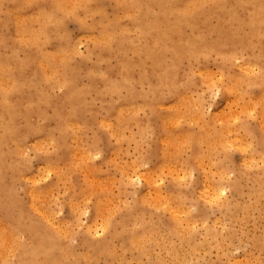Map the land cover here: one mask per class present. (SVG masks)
<instances>
[{
	"label": "rangeland",
	"instance_id": "obj_1",
	"mask_svg": "<svg viewBox=\"0 0 264 264\" xmlns=\"http://www.w3.org/2000/svg\"><path fill=\"white\" fill-rule=\"evenodd\" d=\"M259 1L0 0V227L3 226L0 228V232H6L8 236L9 232L13 233L14 230L15 233V229H17L16 234L21 236H18V241H20L18 242L16 239L18 242L16 243L14 238H17V235L13 233L12 237L14 238H12L11 233L9 236L12 241L9 242V236L6 237L5 233V241L10 243L6 242L10 249L6 248V250L8 249L6 251L4 246L8 245L4 243L0 255L3 256L2 258L7 256L9 260L6 257L4 260L1 258L0 264H5L12 259L14 261L19 256L21 251L17 249L16 244H27V242L29 245L37 244L38 236L36 234H52V238H57L54 240H58L56 242L59 247L57 246L58 250L54 259L57 262L59 260V264H114V261L116 264H121V261L124 264L126 260L127 264H254L256 259L255 264H264V221H262L264 220V187L261 188V191L256 192L257 194L255 193L258 189V182L264 181V157H262L264 149L258 148L255 138L258 134L264 136V128H262L264 124H261L264 122H260L262 121L261 110H264L262 108L264 98H261L264 96V76H261L264 74V69H261L264 67V60H262L264 57L256 60L259 53L260 57L264 56V38L261 39L260 45H257L253 52L243 49V40H241L248 32L246 20L251 14L249 12L258 5ZM131 29L132 31H130ZM262 30H264V26L261 29L264 34ZM167 31L168 33H166ZM240 49L241 52H238ZM87 52H90V55ZM237 54L240 56L236 57ZM241 58L242 60H240ZM228 59L229 62H226ZM230 60L233 61L237 71L242 70V68L238 70L237 66L243 60L249 61L251 64L254 62L252 66L254 75L252 74L251 77L254 83L238 94L237 92L230 93L225 89V85H228L225 77L227 76L226 67L230 64ZM255 67L260 69L255 70ZM240 72L245 73L243 70ZM260 81L262 86L258 87L257 83ZM131 89L133 90L131 91ZM152 92L153 95H151ZM242 101L247 105L252 104L249 106L250 110L247 107L242 109ZM252 106L253 108H251ZM239 107H241L240 110ZM248 110L249 113H247ZM182 117L184 118L182 119ZM67 118L72 122L70 127L67 125V122L71 124ZM190 123L192 124L190 125ZM244 123H246L244 125L246 129L243 128ZM62 125L66 127L64 128ZM222 126H230L229 128L234 129L232 133L234 132L238 138L243 139L240 140L242 146L240 149V147H236L239 144L238 140H236L235 146L234 141L229 140L232 139V135H230L227 140L233 144L225 143L227 148L224 151V153L227 152L225 159V155L221 153L222 149L218 153H214V161L211 155L206 158L207 160L203 159L207 156L204 153L208 152L204 143H199L198 147L191 140L187 142V138L195 137V134H197L196 137L201 135V137L205 136L204 138L208 137L209 133L218 130L223 134ZM203 129L212 131L206 133ZM114 131H116L115 134ZM167 131H170L171 137L168 133L165 134ZM198 131L203 132L198 133ZM8 134L10 135L8 136ZM244 134L245 136H243ZM250 135L251 137H249ZM245 137L247 145H244ZM253 137L255 140L252 139ZM224 138L226 139L225 135ZM74 141L76 142L74 143ZM247 147L257 150L252 162L249 160L251 159L249 158L251 150L248 152L249 148ZM203 149L205 150L203 151ZM242 150H247L244 153H248V156L242 153ZM197 151H199L198 154H196ZM242 157L245 158L242 159ZM246 158L248 159L246 160ZM196 159L202 160L199 162ZM177 161L179 162L177 163ZM198 163L200 166L204 164L201 169L200 166L198 167ZM223 164H228V167ZM137 168L141 172L137 171ZM187 168L189 169L187 170ZM218 168H220V172L228 170L226 175L231 173L228 174L229 177L228 175L225 177L223 182L219 181L221 179L218 176ZM147 171L149 172L147 173ZM170 172L172 173L170 174ZM147 174L150 176L148 177ZM202 174H206L204 177L207 179ZM205 179L210 181L206 183ZM147 180H149V184ZM208 183L212 187L213 184H224V187L220 186L224 192L219 198H210L211 191L209 190L212 187L208 188L211 186H208ZM234 183L236 184L234 185ZM32 189L34 191L31 192ZM205 189L209 191L208 194H203ZM4 191L6 192L4 193ZM153 192L159 193L158 200L161 203H158L161 205L157 204V207H155V203H157L155 197L157 196H154ZM30 193H32V197ZM142 195L148 198V203L151 202V205L139 201ZM5 196L6 198H4ZM161 196L165 200H162ZM167 198L168 203L165 202ZM182 199L183 202H181ZM82 202L87 207L81 205ZM179 202L182 205L178 207ZM72 203L73 205H71ZM131 203L136 204L132 206ZM162 203L167 204V206L163 205L165 208L171 207H168L166 211L178 209L179 211H177L180 212L183 207L181 212L184 211V214L181 213L179 216V229L182 228L181 231H183L179 234H183L180 239L179 235H171L169 232L172 214L171 212L168 214L165 209H162ZM172 204L177 207L173 206V208ZM28 205L33 208L38 205V210L32 209ZM96 207H100L99 212ZM72 209H74L73 213ZM95 209L97 211H94ZM100 210L101 212L103 210L102 214ZM185 210H189V214ZM140 212L143 213V216ZM137 213L139 216H136ZM102 215L106 218L110 217V219L105 218L109 223L105 222ZM188 215L190 222L194 221L193 225L187 222ZM134 216L135 219L137 218L136 221ZM42 217L48 218V221ZM28 219L31 221L29 222ZM52 220H55L56 223ZM182 220H185L186 226L190 225L193 229H189L190 226L186 228L185 223L181 222ZM103 221L106 224H103ZM137 221L142 223H137ZM3 222L4 225H2ZM46 223L49 224V227L44 228ZM134 224L135 227L138 225L136 228L134 227L135 230L132 228ZM5 225L7 229L9 228L8 230L4 229ZM122 225L125 226L124 231L121 228ZM165 225H168V228ZM126 227L129 228L126 230ZM68 229L71 231L69 232ZM131 229L133 232L130 231V234L129 230ZM66 230L73 239L67 238V234L64 236ZM144 230L148 232L147 234L152 235L147 237L146 242L144 241L146 246H144L145 243H142L143 245L136 247L131 243L132 234L142 233ZM167 230L170 235L167 234ZM62 233L63 237L61 238ZM56 234L61 235L53 236ZM96 234L101 235L98 237ZM129 235L132 236V239ZM163 236H165V245L163 246L165 249L155 246V241L158 244L159 240H163ZM152 244L153 246H151ZM192 244L195 246L188 247ZM124 246L127 247L125 250L127 252L124 251ZM179 246L180 250L178 251ZM194 247L197 248V251L194 254L189 253V249L193 250ZM59 248L65 249L62 251ZM174 249L177 252L174 253ZM98 250L103 252L98 254ZM3 251L5 255L2 254ZM7 252L13 255L8 254V257ZM80 253L86 254L87 257H84L86 261L83 257L81 260ZM68 254L73 256L70 257ZM97 254L98 256H96ZM62 255L67 256H64L65 260ZM116 255L120 256V262ZM91 256H94L93 259ZM88 257L92 261H90L91 263L88 261ZM184 257L185 259H183ZM46 259L47 257H39L36 264H48ZM244 259L247 260L244 261ZM124 260L125 262H123Z\"/></svg>",
	"mask_w": 264,
	"mask_h": 264
},
{
	"label": "bare ground",
	"instance_id": "obj_2",
	"mask_svg": "<svg viewBox=\"0 0 264 264\" xmlns=\"http://www.w3.org/2000/svg\"><path fill=\"white\" fill-rule=\"evenodd\" d=\"M13 1V0H12ZM122 1V0H121ZM137 1V0H136ZM244 1V0H243ZM246 1V0H245ZM256 1V0H255ZM44 2V1H43ZM80 2V1H79ZM24 3V2H23ZM87 3V2H86ZM199 3V2H198ZM203 3V2H202ZM53 4V3H52ZM130 4H131V2H130ZM64 5V4H63ZM62 5V6H63ZM144 5V4H143ZM148 5V4H147ZM150 5V4H149ZM157 5V4H156ZM27 6V5H26ZM145 6V5H144ZM16 7V6H15ZM86 7V6H85ZM126 7H128L127 5H126ZM139 7V6H138ZM185 7V6H184ZM197 7V6H196ZM87 8H88V6H87ZM132 8V7H131ZM135 8V7H134ZM133 8V9H134ZM220 8V7H219ZM63 9V8H62ZM99 9V8H98ZM101 9V8H100ZM126 9V8H125ZM185 9V8H184ZM236 9V8H235ZM7 10V9H6ZM15 10V9H14ZM16 10H17V8H16ZM82 10V9H81ZM110 10V9H109ZM135 10V9H134ZM174 10V9H173ZM188 10V9H187ZM10 11V10H9ZM40 11V10H39ZM57 11V10H56ZM63 11V10H62ZM90 11H91V9H90ZM132 11V10H131ZM137 11V10H136ZM183 11V10H182ZM36 12V11H35ZM49 12V11H48ZM59 12V11H58ZM69 12V11H68ZM73 12V11H72ZM98 12V11H97ZM107 12V11H106ZM139 12V11H138ZM3 13V12H2ZM41 13V12H40ZM50 13V12H49ZM87 13V12H86ZM95 13V12H94ZM123 13V12H122ZM121 13V14H122ZM135 13V12H134ZM177 13V12H176ZM185 13V12H184ZM251 13V14H250ZM45 14H46V11H45ZM54 14V13H53ZM102 14V13H101ZM124 14V13H123ZM147 14V13H146ZM235 14V13H234ZM241 14V13H240ZM250 14V15H249ZM249 14L247 13V15H249L248 16V19L246 20V25H247V27H248V32L244 35V38L242 39L241 38V40H243V49H247L248 51H250V52H253L256 48H257V45H260L259 43H260V41H261V39L262 38H264V37H262V36H264V34H262V32H261V29H262V26H264V0H260L259 1V3H258V5L257 6H255V8L253 9V10H251V12H249ZM30 15V14H29ZM43 15V14H42ZM83 15V14H82ZM118 15V14H117ZM151 15V14H150ZM25 16V15H24ZM53 16V15H52ZM58 16V15H57ZM92 16V15H91ZM121 16V15H120ZM132 16V15H131ZM145 16V15H144ZM20 17H21V15H20ZM29 17V16H28ZM34 17V16H33ZM61 17V16H60ZM64 17V16H63ZM115 17V16H114ZM41 18V17H40ZM52 18V17H51ZM56 18H58V17H56ZM56 18H55V20H56ZM88 18V17H87ZM110 18H112V17H110ZM30 19V18H29ZM29 19H27V20H29ZM36 19V18H35ZM34 19V20H35ZM61 19V18H60ZM121 19V18H120ZM20 20V19H19ZM22 20V19H21ZM24 20H25V18H24ZM33 20V19H32ZM38 20V19H37ZM43 20V19H42ZM64 20V19H63ZM77 20V19H76ZM177 20V19H176ZM18 21V20H17ZM30 21V20H29ZM39 21V20H38ZM78 21V20H77ZM137 21V20H136ZM30 22H32V21H30ZM29 22V23H30ZM41 22V21H40ZM24 23V22H23ZM42 23V22H41ZM45 23V22H44ZM57 23V22H56ZM238 23V22H237ZM64 24V23H63ZM82 24V23H81ZM85 24V23H84ZM88 24V23H87ZM150 24V23H149ZM242 25H243V23H242ZM45 26V25H44ZM101 26V25H100ZM113 26V25H112ZM123 26H124V24H123ZM240 26V25H239ZM20 27V26H19ZM57 27V26H56ZM55 27V28H56ZM140 27V26H139ZM189 27V26H188ZM23 28V27H22ZM31 28V27H30ZM44 27H42V29H43ZM92 28V27H91ZM102 28V27H101ZM106 28V27H105ZM126 28V27H125ZM136 28V27H135ZM133 29V28H132ZM132 29L130 30V31H132ZM139 29V28H138ZM166 29V28H165ZM190 29V28H189ZM36 30V29H35ZM44 30V29H43ZM89 30V29H88ZM115 30V29H114ZM152 30V29H151ZM112 31V30H111ZM124 31V30H123ZM130 31H128V32H130ZM139 31V30H138ZM191 31V30H190ZM262 31H264V30H262ZM18 32V31H17ZM99 32H101V31H99ZM103 32V31H102ZM107 32V31H106ZM144 32V31H143ZM18 33H20V31L18 32ZM26 33V32H25ZM24 33V34H25ZM32 33V32H31ZM112 33V32H111ZM116 33V32H115ZM166 33H168V31L166 32ZM29 34V33H28ZM27 34V35H28ZM103 34V33H102ZM101 34V35H102ZM105 34V33H104ZM107 34V33H106ZM140 34V33H139ZM62 35V34H61ZM108 35V34H107ZM117 35V34H116ZM136 35H137V33H136ZM47 36V35H46ZM84 36V35H83ZM111 36V35H110ZM199 36V35H198ZM240 36V35H239ZM76 37V36H75ZM81 37V36H80ZM79 37V38H80ZM100 37V36H99ZM238 37V36H237ZM22 38V37H21ZM20 38V39H21ZM46 38V37H45ZM85 38V37H84ZM96 38V37H95ZM131 38V37H130ZM137 38V37H136ZM53 39V38H52ZM77 39V38H76ZM202 39V38H201ZM30 40V39H29ZM40 40V39H39ZM43 40V39H42ZM80 40V39H79ZM98 40V39H97ZM120 40V39H119ZM122 40V39H121ZM126 40V39H125ZM130 40V39H129ZM140 40H142V39H140ZM186 40V39H185ZM35 41H36V39H35ZM35 41H33V42H35ZM101 41V40H100ZM118 41V40H117ZM137 41V40H136ZM171 41V40H170ZM27 42H28V38H27ZM31 42V41H30ZM121 42V41H120ZM197 42V41H196ZM68 43V42H67ZM106 43V42H105ZM134 43V42H133ZM198 43V42H197ZM42 44V43H41ZM44 44V43H43ZM79 44V43H78ZM103 44H104V42H103ZM109 44V43H108ZM132 44V43H131ZM187 44V43H186ZM238 44H240V43H238ZM142 45H143V43H142ZM146 45V44H145ZM156 45V44H155ZM27 46V45H26ZM43 46V45H42ZM78 46V45H77ZM157 46V45H156ZM194 46V45H193ZM62 47V46H61ZM139 47V46H138ZM166 47V46H165ZM225 47V46H224ZM16 48V47H15ZM43 48V47H42ZM75 48V47H74ZM110 48V47H109ZM139 48H141V47H139ZM171 48V47H170ZM41 49V48H40ZM198 49V48H197ZM128 50V49H127ZM156 50V49H155ZM212 50V49H211ZM55 51V50H54ZM139 51V50H138ZM213 51V50H212ZM257 51V50H256ZM259 51V50H258ZM257 51V52H258ZM133 52H135V51H133ZM133 52H131V54H133ZM238 52H241V49H240V51H238ZM88 53V52H87ZM90 53V52H89ZM88 53V54H89ZM137 53V52H136ZM14 54V53H13ZM21 54V53H20ZM63 54V53H62ZM124 54V53H123ZM199 54V53H198ZM253 54V53H252ZM258 54V53H257ZM257 54H256V56H257ZM80 55V54H79ZM90 55V54H89ZM175 55V54H174ZM193 55V54H192ZM203 55V54H202ZM233 55H235V52H233ZM238 55L240 56V54H237V56L236 57H238ZM8 56V55H7ZM22 56V55H21ZM21 56H20V58H21ZM46 56V55H45ZM61 56V55H60ZM63 56V55H62ZM73 56V55H72ZM129 56V55H128ZM143 56H145V55H143ZM194 56V55H193ZM204 56V55H203ZM202 56V57H203ZM217 56V55H216ZM224 56V55H223ZM252 56V55H251ZM58 57V56H57ZM146 57V56H145ZM188 57V56H187ZM246 57V56H245ZM253 57H254V55H253ZM262 57H264V56H261L260 57V53H259V57H257V59L256 60H258V58H262ZM66 58V57H65ZM87 58V57H86ZM189 58V57H188ZM232 58H234L233 56H232ZM248 58V57H247ZM54 59V58H53ZM76 59V58H75ZM88 59V58H87ZM150 59V58H149ZM230 59H231V56H230ZM236 59V58H235ZM238 59V58H237ZM253 59V58H252ZM41 60V59H40ZM107 60L109 61V59L107 58ZM147 60V59H146ZM222 60V59H221ZM240 60H242V58L240 59ZM255 60V61H256ZM262 60H264V58H262ZM38 61H39V59H38ZM51 61H53V60H51ZM60 61H61V59H60ZM214 61V60H213ZM102 62V61H101ZM226 62H229V59H228V61H226ZM238 62V61H237ZM43 63V62H42ZM64 63V62H63ZM98 63V62H97ZM253 63L254 62H252V64L249 62V61H247V62H245L244 60L237 66V69L238 70H240L241 68H242V70L245 72V73H243L242 74V72H240V71H242V70H240V71H237L236 70V68H235V66H234V64H233V61H231L230 60V64H228V66L226 67V70H227V76H225L226 77V79H227V82H228V85L226 86L225 85V89L228 91V92H230V93H233V92H237V94H238V92L239 93H241V92H243L244 91V89H248V87H249V85H251V83L253 84L254 83V81H253V78H251L254 74V72H253ZM23 65V64H22ZM27 65V64H26ZM63 65V64H62ZM61 65V66H62ZM195 65V64H194ZM258 65V64H257ZM6 66V65H5ZM15 66V65H14ZM173 66V65H172ZM207 66V65H206ZM255 66H256V64H255ZM3 67V66H2ZM25 67V66H24ZM78 67V66H77ZM182 67V66H181ZM215 67V66H214ZM10 68H14V67H10ZM21 68V67H20ZM133 68V67H132ZM189 68V67H188ZM200 68V67H199ZM256 69L255 70H258L257 68H259V67H255ZM96 69H98V68H96ZM211 69V68H210ZM260 69V68H259ZM261 69H264V67H262ZM20 70H22V69H20ZM45 70V69H44ZM49 70V69H48ZM189 70V69H188ZM204 70V69H203ZM16 71V70H15ZM71 71V70H70ZM185 71V70H184ZM262 71V70H261ZM50 72V71H49ZM218 73V72H217ZM48 74V73H47ZM98 74V73H97ZM207 74V73H206ZM253 74V75H252ZM255 74H257V73H255ZM61 75V74H60ZM261 76H264V74H262ZM175 77V76H174ZM254 77H256V76H254ZM258 77H259V75H258ZM50 78V77H49ZM189 78V77H188ZM52 79V78H51ZM51 79H49V80H51ZM166 79V78H165ZM255 79V78H254ZM260 79V78H259ZM261 79H262V77H261ZM83 80V79H82ZM130 80V79H129ZM160 80V79H159ZM2 81V80H1ZM162 81V80H161ZM190 81V80H189ZM188 81V82H189ZM194 81V80H193ZM193 81H191V82H193ZM210 81V80H209ZM52 82V81H51ZM182 82V81H181ZM54 83H57V82H54ZM108 83V82H107ZM183 83V82H182ZM187 83V82H186ZM260 83V84H259ZM190 84V83H189ZM210 84V83H209ZM209 84H208V86H209ZM259 86L258 87H260V85H261V81L260 82H258L257 83ZM257 84H254V85H257ZM10 85V84H9ZM8 85V86H9ZM148 85V84H147ZM65 86V85H64ZM179 86V85H178ZM216 86V85H215ZM220 86V85H219ZM262 86V85H261ZM59 87V86H58ZM251 87V86H250ZM115 88V87H114ZM175 88V87H174ZM176 88H177V86H176ZM180 88V87H179ZM123 89H125V88H123ZM127 89V88H126ZM147 89V88H146ZM168 89H169V87H168ZM171 89V88H170ZM16 90V89H15ZM114 90V89H113ZM120 90H122V89H120ZM119 90V91H120ZM133 89H131V91H132ZM224 90V89H223ZM82 91V90H81ZM95 91V90H94ZM130 91V90H129ZM225 91V90H224ZM241 91V92H240ZM246 91V90H245ZM248 91V90H247ZM260 91V90H259ZM262 91V90H261ZM260 91V92H261ZM249 92V91H248ZM247 92V93H248ZM159 93V92H158ZM167 93H168V91H167ZM98 94H99V92H98ZM119 94V93H118ZM236 94V95H237ZM250 94V93H249ZM129 95V94H128ZM151 95H153V92L151 93ZM243 95V94H242ZM262 95V94H261ZM99 96V95H98ZM111 96V95H110ZM117 96V95H116ZM245 96V95H244ZM120 97V96H119ZM236 97V96H235ZM240 97V96H239ZM259 97V96H258ZM72 98H74V97H72ZM184 98H186V97H184ZM189 98V97H188ZM246 98V97H245ZM248 98H251V97H248ZM261 98H264V96H262ZM41 99V98H40ZM234 99V98H233ZM236 99V98H235ZM256 99V98H255ZM259 99V98H258ZM162 100V99H161ZM251 100H253V99H251ZM260 100V99H259ZM114 101H115V99H114ZM154 101V100H153ZM204 101V100H203ZM234 101V100H233ZM184 102V101H183ZM188 102H189V100H188ZM227 102V101H226ZM258 102H260V101H258ZM257 102V103H258ZM28 103V102H27ZM32 103V102H31ZM116 103V102H115ZM182 103V102H181ZM230 103V102H229ZM228 103V104H229ZM241 103H243V101L241 102ZM246 102H244L243 104H242V109H244L245 107H247L248 109L250 108L249 106H251L252 104L250 103V105H247V103L245 104ZM255 103V102H254ZM261 103H262V100H261ZM261 103H260V107L262 106V105H264V104H262L261 105ZM26 104V103H25ZM45 104V103H44ZM189 104V103H188ZM28 105H30V104H28ZM123 105V104H122ZM158 105V104H157ZM170 105V104H169ZM197 105V104H196ZM224 105V104H223ZM247 105V106H246ZM118 106V105H117ZM121 106V105H120ZM139 106V105H138ZM171 106H173V105H171ZM179 106V105H178ZM189 106H191V105H189ZM193 106V105H192ZM244 106V107H243ZM36 107V106H35ZM136 107V106H135ZM150 107V106H149ZM168 107V106H167ZM170 107V106H169ZM188 108V107H187ZM240 108L241 107H239L238 109L240 110ZM251 108H253V106L251 107ZM262 108H264V106H262ZM178 109V108H177ZM190 110H191V108H189ZM227 109V108H226ZM237 109V110H238ZM242 109H241V112H242ZM255 109V108H254ZM259 109V111H260V108H258ZM119 110H120V108H119ZM140 110H141V108H140ZM144 110V109H143ZM173 110H175V109H173ZM250 110V109H249ZM249 110H248V112L247 113H249ZM252 110V109H251ZM256 110V109H255ZM88 111V110H87ZM153 111V110H152ZM178 111H180V110H178ZM186 111V110H185ZM244 111V113L246 112V109L245 110H243ZM254 111V110H253ZM262 112V116H260L261 117V119H262V121H260V119H259V121L260 122H264V110H261ZM164 112V111H163ZM176 112V111H175ZM183 112V111H182ZM187 112V111H186ZM224 111H222V114H224L223 113ZM237 112V111H236ZM67 113V112H66ZM174 113V112H173ZM181 113V112H180ZM191 113H194V111L192 112L191 111ZM206 113V112H205ZM210 113V112H209ZM8 114V113H7ZM99 114V113H98ZM138 114V113H137ZM177 114V113H176ZM188 114V113H187ZM203 114V113H202ZM208 114V113H207ZM230 114V113H229ZM233 114H235V113H233ZM143 115V114H142ZM141 115V116H142ZM173 115V114H172ZM193 115H195V114H193ZM204 115V114H203ZM245 115V114H244ZM119 116V115H118ZM123 116H124V114H123ZM174 116H175V113H174ZM178 116H180V115H178ZM223 116V115H222ZM230 116H231V114H230ZM236 116V115H235ZM239 116V115H238ZM8 117V116H7ZM49 117V116H48ZM171 117V116H170ZM221 117V116H220ZM229 117V116H228ZM244 117V116H243ZM259 117V118H260ZM51 118V117H50ZM133 118H134V116H133ZM175 118H176V116H175ZM178 118V117H177ZM181 118V117H180ZM184 117H182V119H183ZM186 118H187V116H186ZM193 118V117H192ZM197 118V117H196ZM217 118V117H216ZM230 118V117H229ZM234 118V117H233ZM232 118V119H233ZM236 118V117H235ZM65 119V118H64ZM126 119H128V118H126ZM193 119H195V118H193ZM223 119V118H222ZM221 119V120H222ZM236 119H238V117L236 118ZM46 120V119H45ZM67 120H68V118H67ZM176 120V119H175ZM225 120H227V119H225ZM229 120V119H228ZM227 120V121H228ZM245 120H247V119H245ZM40 121H41V119H40ZM69 121V120H68ZM93 121H94V119H93ZM115 121V120H114ZM127 121V120H126ZM194 121V120H193ZM217 121V120H216ZM243 121V120H242ZM258 121V122H259ZM66 122V121H65ZM70 122V121H69ZM210 122V121H209ZM221 122V121H220ZM236 122V121H235ZM244 122V121H243ZM242 122V123H243ZM71 124H68V122H67V125H69V127L70 126H72V122H70ZM76 123V122H75ZM183 123V122H182ZM194 123V122H193ZM1 124V123H0ZM118 124V123H117ZM120 124V123H119ZM172 124V123H171ZM192 123H190V125H191ZM238 124H239V122H238ZM246 123H244L243 124V126L245 125ZM261 124H264V123H261ZM63 125H65V123H63ZM62 125V127H64ZM81 125V124H80ZM116 125V124H115ZM170 125V124H169ZM2 126V125H1ZM118 126V125H117ZM140 126V125H139ZM167 126H168V123H167ZM167 126H166V128H167ZM172 126V125H171ZM208 126H209V124H208ZM243 126H240V127H243ZM262 126H264V125H262ZM66 127V126H65ZM64 127V128H65ZM75 127V126H74ZM77 127H79V126H77ZM133 127H134V125H133ZM170 127V126H169ZM205 127V126H204ZM230 127V126H229ZM229 127H226V126H222L221 127V130H222V133L223 134H221L220 132V130H218L217 132H212V133H209V131L211 132L212 130L210 129L209 131L208 130H204L206 133H207V131H208V137H206V138H204V137H201V135H199L198 137H196L197 136V134H195V137H192V138H187V142H188V140L190 141H192L193 142V144H196V146H198L199 147V143H204V146H206L207 147V151L208 152H206V153H204V154H206L207 156H203L202 158L203 159H206V158H208V156H212V160H213V155H214V153L216 154V153H218L219 152V150H221L222 149V151H221V153H223L224 155L226 154L227 155V152L226 153H224V151L227 149L225 146V143H231V144H233L234 143V146L237 144L236 143V140H238V142H239V144H237L236 145V147H240V149H241V144H240V140H241V137L240 138H238L236 135L237 134H235L234 132V134L232 133V130H234V129H231V128H229ZM2 128V127H1ZM6 128V127H5ZM9 128V127H8ZM7 128V129H8ZM119 128V127H118ZM165 128V129H166ZM210 128V127H209ZM208 128V129H209ZM229 128V129H228ZM243 128H245V126L243 127ZM261 128V127H260ZM262 128H264V127H262ZM80 129H81V127H80ZM191 129V128H190ZM207 129V128H206ZM246 129V128H245ZM56 130H58V129H56ZM150 130V129H149ZM202 130V129H201ZM62 131V130H61ZM60 131V132H61ZM75 131V130H74ZM78 131V130H77ZM125 131V130H124ZM147 131V130H146ZM200 131V130H199ZM198 131V133H202V132H199ZM220 131V132H219ZM4 132V131H3ZM9 132V131H8ZM8 132H5L6 134L8 133ZM63 132H64V129H63ZM76 132V131H75ZM115 132L116 131H114V134H115ZM118 132V131H117ZM140 132V131H139ZM156 132V131H155ZM124 133V132H123ZM147 133V132H146ZM166 133H170V131L168 132H165V134ZM183 133V132H182ZM191 133V132H190ZM246 133V132H245ZM249 133V132H248ZM10 134H12V133H10ZM10 134H8V136L10 135ZM145 134V133H144ZM164 134V135H165ZM177 134V133H176ZM175 134V135H176ZM181 134V133H180ZM184 134V133H183ZM193 134V133H192ZM213 134V135H212ZM247 134V133H246ZM249 134H251V133H249ZM33 135V134H32ZM77 135V134H76ZM139 135H140V133H139ZM143 135V134H142ZM141 135V136H142ZM148 135V134H147ZM150 135V134H149ZM167 135V134H166ZM170 135V136H169ZM168 136L169 137H171L172 136V134H169ZM188 135V134H187ZM224 135L226 136V139L224 138ZM230 135H232V139H229L230 138ZM254 135V134H253ZM53 136V135H52ZM51 136V137H52ZM78 136V135H77ZM86 136V135H85ZM127 136H130L129 134H127ZM151 136V135H150ZM182 136V135H181ZM188 136H191V135H188ZM188 136H186V137H188ZM243 136H245V134L243 135ZM242 136V137H243ZM247 136V135H246ZM26 137V136H25ZM81 137V136H80ZM142 137H144V136H142ZM146 137V136H145ZM249 137H251V135L249 136ZM248 137V138H249ZM149 138V137H148ZM173 138V137H172ZM176 138H177V136H176ZM179 138V137H178ZM181 138V137H180ZM184 138V137H183ZM256 141H257V145H258V148L260 149L261 147H262V149H264V136H260L259 134L258 135H256ZM3 139H4V137H3ZM8 139H9V137H8ZM40 139V138H39ZM77 139V138H76ZM76 139H74V140H76ZM141 139V138H140ZM227 139H229L230 141L231 140H233L234 142L232 143V142H230L229 140H227ZM252 139H254V137L252 138ZM52 140V139H51ZM78 140H79V138H78ZM168 140V139H167ZM224 140V141H223ZM226 140V141H225ZM243 140V139H242ZM241 140V141H242ZM247 139H246V137H245V140H244V145H247V143L245 142ZM250 140H251V138H250ZM249 140V141H250ZM255 140V139H254ZM9 141H10V139H9ZM35 141V140H34ZM39 141H41V139L39 140ZM43 141V140H42ZM80 141V140H79ZM84 141V140H83ZM119 141V140H118ZM133 141V140H132ZM164 141H166V140H164ZM186 141V140H185ZM49 142H50V140H49ZM54 142V141H53ZM76 141H74V143H75ZM93 142V141H92ZM135 142V141H134ZM253 142V141H252ZM251 142V143H252ZM18 143V142H17ZM33 143V142H32ZM44 143V142H43ZM64 143V142H63ZM78 143V142H77ZM83 143V142H82ZM81 143V144H82ZM162 143V142H161ZM177 143V142H176ZM242 143V142H241ZM250 143V142H249ZM254 143H255V141H254ZM178 144V143H177ZM206 144V145H205ZM76 145V144H75ZM78 145V144H77ZM80 145V144H79ZM91 145V144H90ZM138 145H139V143H138ZM149 145V144H148ZM151 145V144H150ZM255 145V144H254ZM19 146V145H18ZM38 146H39V144H38ZM37 146V147H38ZM83 146H85V145H83ZM139 146H141V144L139 145ZM147 146V145H146ZM181 146V145H180ZM249 146V145H248ZM252 146V145H251ZM65 147V146H64ZM186 147V146H185ZM188 147V146H187ZM190 147V146H189ZM244 147V146H243ZM54 148V147H53ZM151 148V147H150ZM178 148V147H177ZM229 148V147H228ZM247 148H249V150H248V152H250V150H251V153L249 154V158H251V159H249L250 161L251 160H253V156L257 153V150H255V149H252L251 147H247ZM257 148V149H258ZM25 149V148H24ZM76 149V148H75ZM99 149V148H98ZM138 149V148H137ZM143 149V148H142ZM145 149V148H144ZM185 149V148H184ZM186 149H188V148H186ZM230 149V148H229ZM239 149V151L241 152V150ZM244 149V148H243ZM17 150H20V149H17ZM29 150V149H28ZM47 150V149H46ZM56 150V149H55ZM54 150V151H55ZM97 150V149H96ZM182 150V149H181ZM190 150H192V149H190ZM198 150H199V148H198ZM205 149H203V151H204ZM261 150V149H260ZM49 151V150H48ZM47 151V152H48ZM79 151H81L80 149H79ZM85 151V150H84ZM100 151V150H99ZM121 151V150H120ZM183 151V150H182ZM181 151V152H182ZM233 151V150H232ZM243 152L242 153H244V151H247V150H242ZM259 151V150H258ZM22 152V151H21ZM74 152V151H73ZM171 152H172V150H171ZM178 152V151H177ZM201 152V151H200ZM229 152H231V151H229ZM261 152V151H260ZM43 153V152H42ZM91 153V152H90ZM122 153V152H121ZM140 153V152H139ZM145 153V152H144ZM147 153V152H146ZM161 153V152H160ZM164 153V152H163ZM199 153V151H197V153L196 154H198ZM203 153V152H202ZM45 154V153H44ZM70 154V153H69ZM84 154V153H83ZM181 154V153H180ZM183 154V153H182ZM222 154V155H223ZM232 154V153H231ZM244 154H246V153H244ZM261 154H262V152H261ZM90 155V154H89ZM162 155V154H161ZM164 155V157L166 156L165 155V153L163 154ZM168 155H169V151H168ZM185 155V154H184ZM219 155V154H218ZM226 155L224 156V159H225V157H226ZM87 156V155H86ZM95 156V155H94ZM151 156V155H150ZM180 156V155H179ZM188 156V155H187ZM193 156V155H192ZM195 156V155H194ZM199 156H200V154H199ZM210 156V157H211ZM231 156V155H230ZM246 156H248V153L246 154ZM259 156H261V155H259ZM91 157V156H90ZM163 157V158H164ZM172 157V156H171ZM181 157V156H180ZM189 157V156H188ZM228 157V156H227ZM262 157H264V156H262ZM69 158H71V156H69ZM92 158V157H91ZM149 158V157H148ZM162 158V157H161ZM166 158V157H165ZM167 158H169V157H167ZM190 158V157H189ZM193 157H191V159H192ZM194 158H196V157H194ZM197 158H199V157H197ZM201 158V157H200ZM199 158V159H200ZM218 158H219V156H218ZM243 158H245V157H242V159ZM79 159V158H78ZM82 159V158H81ZM170 159V158H169ZM172 159H173V157H172ZM187 159V158H186ZM199 159H196V160H198L199 162H201V160H199ZM227 160H228V158H226ZM248 158H246V160H247ZM69 160V159H68ZM67 160V161H68ZM85 160V159H84ZM114 160V159H113ZM146 160V159H145ZM184 160H185V158H184ZM193 160V159H192ZM207 160V159H206ZM209 160V159H208ZM221 160V159H220ZM223 160V159H222ZM221 160V161H222ZM71 161V160H70ZM89 161V160H88ZM174 161V160H173ZM191 161V160H190ZM195 161V160H194ZM214 161V160H213ZM223 161H225V160H223ZM245 161V160H244ZM261 161V160H260ZM22 162V161H21ZM66 162V161H65ZM65 162H63L64 164H65ZM85 162V161H84ZM90 162V161H89ZM143 162V161H142ZM153 162V161H152ZM151 162V163H152ZM175 162V161H174ZM179 161H177V163H178ZM203 162V161H202ZM211 162V161H210ZM220 162V161H219ZM225 162H227V161H225ZM229 162V161H228ZM227 162V163H228ZM252 162V161H251ZM23 163V162H22ZM67 163V162H66ZM87 163V162H86ZM155 163V162H154ZM191 163V162H190ZM218 163V162H217ZM19 164V163H18ZM21 164V163H20ZM139 164H141V163H139ZM138 164V165H139ZM182 164V163H181ZM197 164V163H196ZM210 164V163H209ZM218 164H220V163H218ZM217 164V165H218ZM247 164V163H246ZM252 164V163H251ZM68 165V164H67ZM89 165V164H88ZM137 165V166H138ZM147 165V164H146ZM202 165H204V164H202ZM201 165V166H202ZM211 165V164H210ZM216 165V166H217ZM223 165H225V164H223ZM228 165V164H227ZM227 165H225V166H227ZM47 166H49V165H47ZM166 166V165H165ZM174 166V165H173ZM181 166V165H180ZM200 165H199V163H198V167H199ZM201 166H200V169H201ZM52 167V166H51ZM67 167V166H66ZM79 167V166H78ZM99 167V166H98ZM212 167H213V165H212ZM215 167V166H214ZM218 167H220V166H218ZM228 167V166H227ZM50 168V167H49ZM119 168V167H118ZM131 168V167H130ZM197 168V167H196ZM208 168H209V166H208ZM207 168V169H208ZM217 168V167H216ZM222 169L224 168V166L223 167H221ZM226 168V167H225ZM61 169V168H60ZM83 169H85V168H83ZM94 169V168H93ZM145 169V168H144ZM162 169V168H161ZM168 169H169V167H168ZM189 168H187V170H188ZM190 169H192V168H190ZM219 169V172H218V170H216L217 172H218V176H219V178L221 179V180H219V181H221V182H223L224 180H225V177L228 175V174H231V173H228L227 175H226V172H228V170H222V172H220V168H218ZM45 170V169H44ZM56 170V169H55ZM85 170H87V169H85ZM133 170V169H132ZM142 170V169H141ZM146 170V169H145ZM166 170V169H165ZM204 170V169H203ZM215 170V169H214ZM99 171V170H98ZM137 171H139V169L137 168ZM170 171V170H169ZM177 171V170H176ZM202 171V170H201ZM21 172V171H20ZM19 172V173H20ZM44 172V171H43ZM56 172V171H55ZM73 172V171H72ZM91 172V171H90ZM95 172V171H94ZM139 172H141V171H139ZM149 171H147V173H148ZM159 172V171H158ZM157 172V173H158ZM173 172H175V171H173ZM190 172V171H189ZM195 172V171H194ZM216 172V173H217ZM87 173H88V171H87ZM92 173V172H91ZM150 173H153V172H150ZM155 173V172H154ZM161 173V172H160ZM159 173V174H160ZM172 172H170V174H171ZM178 173V172H177ZM176 173V174H177ZM188 173V172H187ZM196 173V172H195ZM202 173V172H201ZM204 173V172H203ZM70 174V173H69ZM168 174H169V172H168ZM182 174V173H181ZM190 174H191V172H190ZM207 174V173H206ZM205 174V175H206ZM210 174H211V172H210ZM220 174V175H219ZM140 175V174H139ZM146 175V174H145ZM156 175V174H155ZM185 175H187V174H185ZM203 175V174H202ZM205 175H203V177L205 176ZM209 175V174H208ZM216 175V174H215ZM240 175V174H239ZM23 176V175H22ZM40 176H41V174H40ZM65 176V175H64ZM140 176H143V175H140ZM147 176L149 177L150 175H148L147 174ZM159 176V175H158ZM178 176V175H177ZM182 176V175H181ZM201 176V175H200ZM233 176V175H232ZM20 177V176H19ZM30 177V176H29ZM37 177V176H36ZM39 177V176H38ZM42 177V176H41ZM47 177V176H46ZM71 177V176H70ZM137 177H139V176H137ZM175 177V176H174ZM207 177H209V176H207ZM228 177H229V175H228ZM65 178V177H64ZM97 178V177H96ZM140 178H142V177H140ZM180 178V177H179ZM204 178H206V177H204ZM28 179V178H27ZM60 179H61V177H60ZM86 179V178H85ZM94 179V178H93ZM110 179H112V178H110ZM122 179V178H121ZM128 179V178H127ZM148 179V178H147ZM181 179V178H180ZM202 179V178H201ZM207 179V178H206ZM205 179V180H206ZM32 180V179H31ZM66 180V179H65ZM87 180V179H86ZM129 180V179H128ZM164 180V179H163ZM57 181V180H56ZM59 181V180H58ZM95 181V180H94ZM149 180H147V183L149 184L150 182H148ZM203 181H204V179H203ZM207 181L208 180H206V183H207ZM210 181V180H209ZM208 181V182H209ZM216 181H217V179H216ZM219 181H217V182H219ZM1 182V181H0ZM159 182V181H158ZM92 183V182H91ZM97 183H98V181H97ZM152 183H154V182H152ZM203 183V182H202ZM225 183V182H224ZM261 183V184H260ZM196 184V183H195ZM226 184V183H225ZM232 184V183H231ZM236 183H234V185H235ZM247 184V183H246ZM33 185V184H32ZM36 185V184H35ZM97 185V184H96ZM100 185V184H99ZM131 185H132V183H131ZM142 185V184H141ZM151 185V184H150ZM208 186L209 185H211L210 183H208L207 184ZM224 184H222V183H217V185H215V184H213V187H212V185L211 186H207L208 188H210V187H212L211 188V190H209V191H211V194H210V198L212 197V198H215V199H217V198H219L220 196H221V194L224 192V190L223 189H221L222 187H224L223 186ZM227 185V184H226ZM187 186V185H186ZM195 186V185H194ZM193 186V187H194ZM220 186H222V187H220ZM244 186H245V184H244ZM47 187V186H46ZM67 187V186H66ZM100 187V186H99ZM182 187H184L183 185H182ZM190 187V186H189ZM216 187V188H215ZM257 187H258V189L255 191V193L256 192H259V191H261V188L262 187H264V181H259L258 182V184H257ZM70 188V187H69ZM84 188V187H83ZM185 188V187H184ZM205 188V187H204ZM22 189V188H21ZM71 189V188H70ZM93 189H95V188H93ZM114 189V188H113ZM112 189V190H113ZM177 189H178V187H177ZM196 189H197V186H196ZM199 189V188H198ZM207 189V188H206ZM205 189V190H206ZM229 189V188H228ZM99 190V189H98ZM103 190H105V189H103ZM145 190H146V188H145ZM144 190V191H145ZM152 191H153V189H151ZM204 190V191H205ZM32 191H34L33 189L31 190V192ZM45 191V190H44ZM65 191V190H64ZM122 191V190H121ZM120 191V192H121ZM147 191V190H146ZM201 191H203V190H201ZM204 191H203V194H208L209 193V191H205V193H204ZM6 191H4V193H5ZM10 192V191H9ZM47 192H48V190H47ZM155 192H156V190H155ZM155 192H153L154 193V196H157V197H155V198H157L156 199V201H157V203H155L156 204V206H155V204L153 205V207L155 206V207H157L158 205H161V204H159L158 202H160L161 203V201L160 200H158L160 197H159V193H157V194H155ZM49 194H51L50 193V191L48 192ZM92 193H94L93 191H92ZM105 193V192H104ZM148 193H149V191H148ZM61 194V193H60ZM88 194V193H87ZM172 194V193H171ZM171 194H170V196H171ZM197 194V193H196ZM202 194V193H201ZM257 194V193H256ZM30 195H31V197H32V193H30ZM34 195V194H33ZM134 195V194H133ZM161 195V194H160ZM3 196V195H2ZM91 196H92V194H91ZM135 196V195H134ZM153 196V195H152ZM163 196V195H162ZM162 196H161V199H162ZM209 196V195H208ZM35 197H36V195H35ZM81 197H83V196H81ZM118 197V196H117ZM201 197V196H200ZM4 198H6V196L4 197ZM140 198H141V196H140ZM163 198H165L164 196H163ZM170 198V197H169ZM171 198H172V196H171ZM176 198V197H175ZM196 198V197H195ZM209 198V197H208ZM81 199V198H80ZM109 199V198H108ZM134 199V198H133ZM31 200H32V198H31ZM30 200V201H31ZM72 200V199H71ZM104 200V199H103ZM126 200V199H125ZM136 200V199H135ZM151 200V199H150ZM162 200H165V199H162ZM29 201V203H31ZM86 201V200H85ZM89 201H90V199H89ZM88 201V202H89ZM117 201V200H116ZM139 201H141V203H148V198H145V197H143V195H142V198L139 200ZM138 201V202H139ZM9 202V201H8ZM52 202V201H51ZM97 202H98V200H97ZM96 202V203H97ZM103 202V201H102ZM118 202H119V200H118ZM166 203H168L169 202V200H168V198H167V201H165ZM181 202H183V199H182V201ZM33 203V202H32ZM54 203V202H53ZM86 203V202H85ZM116 203V202H115ZM137 203V202H136ZM135 203V204H136ZM151 203V202H150ZM150 203H148L149 205H151ZM166 203H162V209L164 210L165 209V211H166V209L169 207V208H171L170 206H168L167 208H165L163 205L165 204V206H167V204ZM190 203H192V202H190ZM225 203H226V201H225ZM36 204H37V202H36ZM36 204H34V205H36ZM75 204V203H74ZM100 204V203H99ZM119 204V203H118ZM117 204V205H118ZM121 204V203H120ZM132 204V203H131ZM134 203L132 204V206L133 205H135ZM158 204V205H157ZM196 204V203H195ZM71 205H73V203L71 204ZM81 205H84L83 204V202H82V204ZM96 205H98V204H96ZM176 205H177V203H176ZM176 205H173L172 204V207L173 206H175V207H177ZM179 205H180V202L178 203V207H179ZM181 205H182V203H181ZM180 205V206H181ZM197 205V204H196ZM227 205V204H226ZM32 207L31 205H28V207ZM38 206V205H37ZM37 206H36V208H33L32 207V209H36V210H38L37 209ZM47 206H48V204H47ZM85 206V205H84ZM103 206H104V204H103ZM108 206V205H107ZM111 206H113V205H111ZM129 206H131V205H129ZM138 206V205H137ZM198 206V205H197ZM229 206V205H228ZM35 207V206H34ZM74 207V206H73ZM82 207V206H81ZM85 207H87V206H85ZM95 207V206H94ZM123 207V206H122ZM191 208L193 207L192 205L190 206ZM195 207V206H194ZM39 208V207H38ZM59 208V207H58ZM97 209H98V212H99V209H100V207H96ZM102 208V207H101ZM144 208H146V207H144ZM160 208V207H159ZM174 208V207H173ZM173 208H172V210H173ZM183 207H181V209H180V212H178L179 210L178 209H175L174 211H171V210H167L166 212H168V214H169V212H171V214H172V216H171V221H172V223H171V225H170V227H169V232L171 233V235H179L181 232L183 233V231H181V229L182 228H180L179 229V224H180V218H179V216H180V214L181 213H183L184 214V211H182L181 212V210H183L182 209ZM197 208H199V207H197ZM48 210H49V207L47 208ZM88 209V208H87ZM97 209H95L94 211H97ZM131 209V208H130ZM142 209V208H141ZM188 209V208H187ZM194 210L196 209V208H193ZM35 210V211H36ZM74 209H72V213L74 212L73 211ZM75 210H77V208H75ZM81 210H82V208H81ZM81 210H80V212H81ZM178 210V211H177ZM261 210V209H260ZM19 211V210H18ZM77 211H79V209L77 210ZM77 211H76V215H77ZM87 211V210H86ZM108 211V210H107ZM157 211H158V209H157ZM187 210H185V212H186ZM189 211V210H188ZM187 211V212H188ZM192 211V210H191ZM191 211H190V213H191ZM42 212V211H41ZM52 212V211H51ZM50 212V213H51ZM59 212H61V211H59ZM102 212H103V210H102ZM102 212H101V210H100V213L102 214ZM163 213H164V211H162ZM165 212V213H166ZM186 212V213H187ZM216 212V211H215ZM34 213V212H33ZM37 213V212H36ZM53 213V212H52ZM110 213V212H109ZM116 213V212H115ZM142 212H140V214H141ZM143 213H144V211H143ZM143 213H142V216H143ZM185 213V214H186ZM20 214H22V213H20ZM20 214H18V215H20ZM58 214V213H57ZM96 214V213H95ZM113 214V213H112ZM134 214V213H133ZM187 214H189V212L187 213ZM41 215V214H40ZM53 215V214H52ZM75 215V216H76ZM106 216L108 215V213L107 214H105ZM110 215V214H109ZM125 215V214H124ZM136 215V214H135ZM26 216V215H25ZM37 216V215H36ZM39 216V215H38ZM49 216V215H48ZM55 216V215H54ZM103 216V215H102ZM136 216H139L138 215V213H137V215ZM141 216V217H142ZM24 217V216H23ZM22 217V219H24ZM47 217V216H46ZM43 218V219H45V221H46V219H47V221H48V218ZM104 217V216H103ZM199 217V216H198ZM236 217V216H235ZM20 218V217H19ZM41 218V219H42ZM106 217H104V219H105ZM110 219V217L108 216L106 219ZM124 218V217H123ZM159 218V217H158ZM182 218V217H181ZM31 219H32V217H31ZM51 219V218H50ZM103 219V218H102ZM103 219V220H104ZM105 219V220H106ZM133 219V218H132ZM134 219H135V216H134ZM182 219H184V218H182ZM186 219V218H185ZM188 219L189 220H187V222H190V217H189V215H188ZM192 219H193V217H192ZM194 219H195V217H194ZM196 219H197V217H196ZM225 219V218H224ZM20 221H21V219H19ZM29 220V219H28ZM75 220V219H74ZM77 220V219H76ZM75 220V221H76ZM104 220V221H105ZM137 220V218L135 219V221ZM31 220H29V222H30ZM52 221H55V220H52ZM52 221H51V223H52ZM104 221H103V224H106V223H109V222H107V220L105 221L106 223H104ZM117 221V220H116ZM143 221V220H142ZM262 221H264V220H262ZM16 222V221H15ZM18 222V221H17ZM26 222V221H25ZM49 222H50V220H49ZM61 222H62V220H61ZM140 222V221H139ZM138 221H137V223H139ZM181 222H183V223H185V220L183 221H181ZM192 222H194L193 220L190 222V224L191 225H193L192 224ZM0 223H1V221H0ZM55 223H56V221H55ZM65 223H66V221H65ZM65 223H64V225H65ZM118 223V222H117ZM134 223V222H133ZM142 222H140V224H141ZM144 223V222H143ZM168 223V222H167ZM5 223L3 222V224L2 225H4ZM11 224V223H10ZM39 224V223H38ZM43 224H45V223H43ZM42 224V225H43ZM47 224V223H46ZM151 224V223H150ZM149 224V225H150ZM196 224V223H195ZM7 225V224H6ZM5 225V226H6ZM13 225V224H12ZM11 225V226H12ZM91 225V224H90ZM99 225V224H98ZM108 225V224H107ZM131 225H132V223H131ZM137 225V224H136ZM8 226H9V224H8ZM27 226V225H26ZM46 226H48L49 227V224H47V225H45L44 226V228L46 227ZM55 226V225H54ZM95 226V225H94ZM106 226V225H105ZM138 226V225H137ZM136 226V227H137ZM165 226H167V228H168V225H165ZM190 226V225H189ZM189 226H186V223H185V227L187 228V227H189ZM253 226V225H252ZM31 227H33V226H31ZM60 227V226H59ZM77 227V226H76ZM107 227V226H106ZM125 227V226H124ZM123 227V225H122V229L124 228ZM134 227H135V224L132 226V228L134 229ZM135 227V228H136ZM140 227V226H139ZM181 227V226H180ZM185 227H183V229L185 230L186 228ZM0 228H3V226L2 227H0ZM16 228V227H15ZM15 228H13V229H15ZM43 228V229H44ZM55 228V227H54ZM95 228V227H94ZM100 228V227H99ZM129 228V227H128ZM127 227H126V230L128 229ZM164 228V227H163ZM166 228V227H165ZM191 228V226L189 227V229ZM4 229H6V230H8L7 229V226L4 228ZM40 229V228H39ZM57 229V228H56ZM67 229V228H66ZM102 229V228H101ZM133 229H131V230H129V232L130 231H132ZM191 229H193V228H191ZM5 230V231H6ZM16 230V232H17V229H15ZM57 230H59V228L57 229ZM69 230V229H68ZM68 230H66L65 231V234H64V236L67 234V238H69V239H71L72 237L71 236H69V234H68ZM89 230V229H88ZM94 230H96V229H94ZM105 230V229H104ZM103 230V231H104ZM125 229H123V231H124ZM135 230V229H134ZM1 231V230H0ZM71 230H69V232H70ZM82 231H84V230H82ZM90 231V230H89ZM186 232H187V230H185ZM190 231V230H189ZM188 231V232H189ZM239 231V230H238ZM246 231V230H245ZM9 232V231H8ZM16 232L14 233V230H13V233L14 234H16ZM38 232V231H37ZM53 232V231H52ZM61 232V231H60ZM64 232V231H63ZM67 232V233H66ZM122 232V231H121ZM133 232V231H132ZM5 233L6 232H0V250H1V248H2V245L4 246V243H5V245H8V246H4L5 247V250H6V248H9V242H11L12 241V239L10 240V234L12 233V231L11 232H9L10 234L8 235L9 236V242L8 241H5ZM13 233L11 234V237H12V235H13ZM18 233H20V232H18ZM89 233V232H88ZM93 233V232H92ZM102 233V232H101ZM135 233V232H134ZM148 232H146V230H144V231H142V233H136V234H132V236H133V240H132V242L131 243H133L136 247H137V245L139 246V245H143L145 242H146V240H147V237H149V236H151L152 234H147ZM152 233V232H151ZM216 233V232H215ZM54 234V233H53ZM72 234L74 235V233L72 232ZM83 234V233H82ZM85 234H86V232H85ZM130 234H131V232H130ZM164 234V233H163ZM167 234H168V230H167ZM191 234V233H190ZM195 234V233H194ZM240 234V233H239ZM17 235V234H16ZM15 235V236H16ZM61 235V234H60ZM59 235V236H60ZM72 235V236H73ZM88 236H89V234H87ZM90 235H92V234H90ZM94 235V234H93ZM96 235H98V234H96ZM101 235V234H100ZM100 235H98V237L100 236ZM102 235H103V233H102ZM168 235H170V234H168ZM182 235L183 234H181V235H179V239H180V236L182 237ZM215 235V234H214ZM7 236V233H6V237H8ZM18 236H20V235H17V238L15 237H12V238H14L15 239V241H16V239H17V241H18ZM35 236V235H34ZM36 236H38V239H37V241H38V243L37 244H35V245H29L28 244V242H27V244H21V245H18V244H16V243H18L17 241H16V247H17V249L19 250V251H21V253L19 254V256L13 261V259L10 257V259H12V260H10L9 262H6L5 264H36V262L38 261V259H39V257H47V259H46V262L48 263V264H59L58 262H59V260H58V262H57V260H55L54 259V255H55V253L57 252V246L59 245L56 241H58V240H54V239H57V238H52L51 236H52V234H36ZM53 236H56V237H59L58 236V234H56V235H53ZM103 236H105V235H103ZM131 236V237H132ZM185 236V235H184ZM184 236H183V238H184ZM190 236V235H189ZM21 237V236H20ZM63 237V233H62V236H61V238ZM71 237V238H70ZM85 237H86V235H85ZM129 237H130V235H129ZM129 237H128V239H129ZM130 237V238H131ZM170 236H168V238H169ZM217 237V236H216ZM89 238V237H88ZM93 238V237H92ZM163 238V240H159L158 241V244H157V241H155V246H159V248H162L165 244H164V238H165V236H163L162 237ZM171 238V237H170ZM255 238V237H254ZM7 240H8V238H6ZM59 239V238H58ZM68 239V240H69ZM73 239V238H72ZM126 239V238H125ZM132 239V238H131ZM158 239V238H157ZM65 240V239H64ZM68 240H67V242H68ZM174 240H176V239H174ZM182 240H184V239H182ZM188 240V239H187ZM211 240V239H210ZM14 241V240H13ZM14 241V242H15ZM26 241V240H25ZM74 241V240H73ZM100 241V240H99ZM145 241V242H144ZM238 241V240H237ZM257 241V240H256ZM6 242H8L9 244H7ZM128 242V241H127ZM173 242V241H172ZM30 243V242H29ZM143 243V244H142ZM182 243H184V242H182ZM208 243V242H207ZM96 244V243H95ZM115 244V243H114ZM169 244V243H168ZM167 244V245H168ZM175 244V243H174ZM63 245V244H62ZM67 245V244H66ZM82 245V244H81ZM128 245V244H127ZM170 245V244H169ZM173 245V244H172ZM185 245V244H184ZM247 245V244H246ZM64 246V245H63ZM133 246V245H132ZM144 246H146V243L144 244ZM143 246V248L145 249V247ZM151 246H153V244L151 245ZM154 246V247H155ZM174 246V245H173ZM192 246H195V245H191V246H188V247H192ZM13 247V246H12ZM59 247V246H58ZM62 247V246H61ZM125 247V248H124ZM124 247H122V248H124V251L126 250V246H124ZM142 247V246H141ZM181 247H183V246H181ZM14 248H15V245H14ZM66 248H67V246H66ZM129 248V247H128ZM152 248V247H151ZM164 248V247H163ZM179 249H178V251L180 250V246L178 247ZM10 249V248H9ZM16 249V248H15ZM61 248H59V250H60ZM65 248H63V250H64ZM70 249V248H69ZM81 249V248H80ZM89 249H90V247H89ZM105 249H106V247H105ZM109 249V248H108ZM142 249V248H141ZM143 249V250H144ZM165 249V248H164ZM170 249V248H169ZM187 249H189V248H187ZM197 248L196 247H194L193 248V250L190 248L189 250H190V252L189 253H195V251H197L196 250ZM3 250V249H2ZM2 250H1V252H2ZM8 250V249H7ZM6 250V251H7ZM62 250V249H61ZM62 250V251H63ZM86 250V249H85ZM91 250V249H90ZM100 250H102V249H100ZM100 250H98L99 252H98V254L101 252ZM114 251V249H111V251ZM123 250V249H122ZM131 250V249H130ZM142 250V251H143ZM166 250H168V249H166ZM171 250H172V247H171ZM192 250V251H191ZM5 251V252H6ZM16 251V250H15ZM62 251H60L61 253H62ZM89 251V250H88ZM123 251V253H125V252H127V251H125L124 252ZM129 251V250H128ZM139 251H140V248H139ZM141 251V252H142ZM145 251V250H144ZM161 251V250H160ZM182 251V250H181ZM0 252V253H1ZM9 252H12V251H9ZM85 252V251H84ZM103 252V251H102ZM101 252V253H102ZM106 253H109V252H107V251H105ZM130 252V251H129ZM141 252H139V253H141ZM169 252V251H168ZM175 252H177L176 251V249H174V253ZM185 252V251H184ZM184 252H179V253H184ZM60 253V254H61ZM75 253V252H74ZM100 253V254H101ZM113 253V252H112ZM120 253V252H119ZM122 253V252H121ZM122 253V254H123ZM131 253V252H130ZM145 253V252H144ZM171 253V252H170ZM2 254H4V251H3V253ZM9 253L7 252L6 253V255H8ZM65 254V253H64ZM71 254V253H70ZM70 254H68V256H73V255H70ZM98 254L96 255V256H98ZM114 254H116V253H114ZM121 254V255H122ZM177 254V253H176ZM202 254H203V252H202ZM5 255V254H4ZM10 256L11 255H13V254H9ZM9 255H8V257H9ZM79 255V254H78ZM80 255H82L81 256V260H82V257L84 258H86L87 256H85L86 254L84 253V255H83V253H80ZM79 255V256H80ZM88 255H89V252H88ZM107 255H109V254H107ZM110 255H111V252H110ZM109 255V256H110ZM148 255V254H147ZM156 255V254H155ZM162 255V254H161ZM160 255V256H161ZM257 255V254H256ZM63 256V255H62ZM64 256H66V255H64ZM64 256H63V258H64ZM77 256V255H76ZM101 255H99V257H100ZM112 256V255H111ZM117 256V255H116ZM152 256V255H151ZM163 256V255H162ZM165 256V255H164ZM171 256H172V254H171ZM184 256V255H183ZM251 256H253L252 255V253H251ZM3 256H1L0 255V259L2 258ZM7 258V256H4V258ZM13 257V256H12ZM67 257V256H66ZM92 257V259H93V257L94 256H91ZM102 257V256H101ZM118 257V261L120 262V259H119V257L120 256H117ZM116 257V258H117ZM170 257V256H169ZM258 257V256H257ZM4 258H2L3 260H4ZM85 258H84V260H85ZM62 259V258H61ZM69 259V258H68ZM88 259V261L90 262L91 260H89V257L87 258ZM106 259V258H105ZM109 259V258H108ZM122 259V258H121ZM183 259H185V257L183 258ZM2 260V261H3ZM7 260H9L8 258H7ZM7 260H5V261H7ZM63 260H65V258L63 259ZM77 260V259H76ZM75 260V261H76ZM83 260V261H84ZM116 260V259H115ZM177 260V259H176ZM245 260H247V259H244V261ZM257 260V259H256ZM255 260V261H256ZM1 261V260H0ZM42 261V260H41ZM41 261H39V262H41ZM86 261V260H85ZM96 261V260H95ZM94 261V262H95ZM136 261V260H135ZM159 261V260H158ZM182 261V260H181ZM184 261V260H183ZM255 261H254V264H255ZM66 263H67V261H65ZM92 262V261H91ZM90 262V263H91ZM116 261H114V264H116L115 263ZM123 262H125V260L123 261ZM126 262H127V260H126ZM124 263V264H127V263ZM146 262V261H145ZM108 263V262H107ZM121 264H123L122 263V261L120 262ZM181 263V262H180ZM202 263V262H201ZM4 264V263H3ZM61 264V263H60ZM118 264V263H117ZM142 264V263H141ZM182 264H184V263H182Z\"/></svg>",
	"mask_w": 264,
	"mask_h": 264
}]
</instances>
